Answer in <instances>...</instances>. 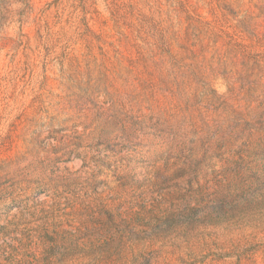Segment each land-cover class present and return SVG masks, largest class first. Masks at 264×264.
Returning a JSON list of instances; mask_svg holds the SVG:
<instances>
[{
	"label": "rangeland",
	"instance_id": "374dc122",
	"mask_svg": "<svg viewBox=\"0 0 264 264\" xmlns=\"http://www.w3.org/2000/svg\"><path fill=\"white\" fill-rule=\"evenodd\" d=\"M0 264H264V0H0Z\"/></svg>",
	"mask_w": 264,
	"mask_h": 264
}]
</instances>
